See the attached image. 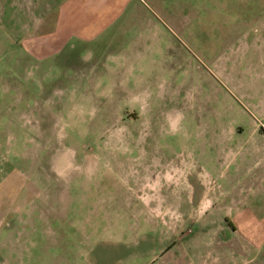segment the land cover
<instances>
[{"label": "rangeland", "instance_id": "rangeland-1", "mask_svg": "<svg viewBox=\"0 0 264 264\" xmlns=\"http://www.w3.org/2000/svg\"><path fill=\"white\" fill-rule=\"evenodd\" d=\"M259 20L264 0H0L1 173L26 180L19 211L27 264H241L248 250L255 256L259 245L246 249L231 234L219 239L213 216H190L186 187L180 199L167 196L172 210L158 215L149 211L157 201L127 207L120 182L182 164L194 183L207 170L204 156L217 154L219 137L204 135L202 119L188 132L187 123L174 128L167 117L186 111L188 91L200 117L203 94L217 78L231 81L235 67H250L257 79L249 84L260 90L227 92L241 122L264 121V43L257 49L254 35L244 37ZM123 72L152 111L164 112L153 125L124 114L135 103L112 99V81ZM92 160L97 167L86 168ZM230 164L234 193L244 178L254 184L243 209L259 221L250 234L261 244L264 159L236 156Z\"/></svg>", "mask_w": 264, "mask_h": 264}, {"label": "crops", "instance_id": "crops-1", "mask_svg": "<svg viewBox=\"0 0 264 264\" xmlns=\"http://www.w3.org/2000/svg\"><path fill=\"white\" fill-rule=\"evenodd\" d=\"M257 23L258 25L255 24L258 30L249 28L244 36L249 37L251 34L254 35V45L256 48L264 43V21L259 20ZM259 39L262 41L260 42ZM253 53H256V51H253ZM262 53L264 54V52ZM93 64L96 63L94 62ZM225 70L229 71L227 67ZM252 71L250 67L238 66L230 73V80L232 82L226 78V82L218 78L216 81H213L214 83L209 88V91L203 94L202 100L206 106L203 107V114L200 117L193 111L195 97L193 96V92L189 91L187 93L186 105L188 108H186V111L182 110L181 112L180 108H177L174 112L169 113L171 116L167 117V119H170L169 121L174 125V128L178 125H186L187 123L188 132L189 130L190 132L193 131L196 119L204 120L202 128L204 135L219 137L221 142L215 148L217 154L214 157H211L209 154L204 156L205 165L207 166L205 169L207 170L199 173L194 183L187 176L190 174L189 170L186 171L189 167L184 168L185 165L182 164H167L166 167L168 169H165L163 173L156 172L153 176L134 174V176L122 179L120 182L125 185V188L121 189L124 190L122 197L126 199L127 207L133 205L132 202L134 200L145 206L157 201L159 203L157 205L152 206L150 204L151 208H149V211L156 212L158 215L172 210L171 206L163 202L167 201V196L180 199L182 194L180 190L186 187V199L190 202L192 208L190 216H195L196 214L203 217L207 215L213 216L214 218L210 221V224L218 226L217 229L221 230L219 231L220 234H218L219 239L228 238L231 234L244 239L245 241L242 246L246 249H252L259 245L260 249L255 253V256H252L253 252L248 250L246 255L248 256L249 254L251 257L248 258L246 256L247 258L241 260V264H257L259 256L264 258V246H262L264 238L261 244L256 243L255 239L252 238L250 233L259 230L257 227L259 221L257 222L255 219L252 210H249V208L243 209L253 193L250 190L251 186L254 185L253 182L247 181L246 178L242 179L240 191L234 193L227 187V183H235L233 181L235 178L232 175H228L226 168L231 166L230 163L236 156H242L243 161H251L255 162V164L263 161L264 121L254 118L253 122H241L243 120L240 118L243 116L235 110V105L232 102L233 97H229L228 94L230 96L234 95L232 93L233 88L241 90L242 87L246 89L247 86H250V93L252 92L258 96L260 90L255 89L249 84L255 83L257 79L253 75H248V73L252 74ZM258 79L263 80L264 77H259ZM112 82L111 95L114 101L117 99L118 102H123V104L133 102L137 105V108L132 110L127 107L129 111L126 110L124 112L125 115L129 117L135 115V119L150 122L151 125H153L152 119L158 120L162 117L164 112L157 114L155 110L152 111L149 108L148 96L143 95L139 90H132L134 86L130 85L128 79L124 77V72L123 75L116 76ZM135 87L139 89L138 85ZM228 98L231 100H228ZM237 101L235 99L236 103ZM259 103L263 117L260 119H264V96L260 99ZM211 104L220 105V108L212 110L209 108ZM246 132L247 138H242ZM234 142L238 144L237 148L231 146ZM244 146H248L246 152V148H243ZM214 147H207V152L209 153L211 150H214ZM141 148L140 146L139 149ZM122 161L117 164L121 166L125 165L126 163H122ZM129 163H135V161ZM139 163L142 164L143 161L139 160ZM86 164V168L95 169L97 167V161H86ZM2 167L3 165L0 163V264H27L26 253L29 254L28 245L20 235L21 232L28 229L22 227L26 221L22 220L19 211L26 180L17 175L16 171L14 173L13 171L9 172V175H3L1 173ZM238 178L240 179V177L236 179ZM131 183H134L137 188L129 187ZM195 184L199 185V189H201L198 198H196L197 187ZM101 185L102 189L105 190L103 193L107 194L109 189L107 184L103 182ZM134 189L137 191L132 192ZM164 191L165 193H163ZM58 196L59 201L66 199V195L62 192ZM221 233L224 235L222 236Z\"/></svg>", "mask_w": 264, "mask_h": 264}]
</instances>
